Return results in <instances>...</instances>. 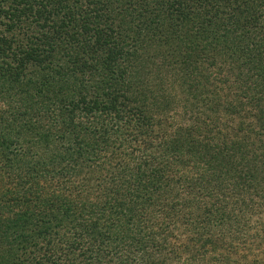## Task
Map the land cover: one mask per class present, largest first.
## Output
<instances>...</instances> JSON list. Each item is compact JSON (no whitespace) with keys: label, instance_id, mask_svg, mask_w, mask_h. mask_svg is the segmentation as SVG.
<instances>
[{"label":"trees","instance_id":"1","mask_svg":"<svg viewBox=\"0 0 264 264\" xmlns=\"http://www.w3.org/2000/svg\"><path fill=\"white\" fill-rule=\"evenodd\" d=\"M0 264H264V0H0Z\"/></svg>","mask_w":264,"mask_h":264}]
</instances>
